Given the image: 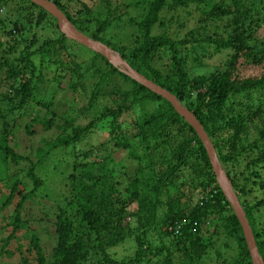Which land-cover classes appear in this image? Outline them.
I'll return each mask as SVG.
<instances>
[{"label": "trees", "instance_id": "trees-1", "mask_svg": "<svg viewBox=\"0 0 264 264\" xmlns=\"http://www.w3.org/2000/svg\"><path fill=\"white\" fill-rule=\"evenodd\" d=\"M50 1L80 32L111 47L195 115L264 261V197L248 199L264 189V73L241 77L237 70L240 62L264 64V39L256 35L264 23V0H192L202 6L203 17L182 37L171 35L167 28L172 21L161 13L188 0H130L124 6L100 0L94 8ZM221 20L227 22L222 25L225 35L217 23ZM112 27H130V32L115 38L107 35ZM154 27L163 30L153 33ZM77 44L41 6L0 0V76L8 86L0 94V181L6 179L8 189L0 212L17 198L0 256L16 255L4 250L22 231L29 247L21 264H253L239 221L193 127L169 101L99 53L88 48L89 62L80 59L85 68L77 64V51L71 50ZM160 50L168 55L163 71L151 63ZM226 50L220 66L205 67L206 59ZM84 69L97 81L88 97L82 96L87 101L79 112L103 107L83 125L50 108L61 102L58 93L78 92ZM127 111L135 117L125 125L120 118ZM18 120L24 122L22 130ZM38 124L57 132L27 152L17 135L35 136ZM130 125L132 131L126 129ZM98 127L107 132L102 148L77 151L83 135ZM118 150L135 162L121 176L115 170L122 165L114 158ZM58 154L65 157L61 163ZM157 164L163 167L156 170ZM127 240L133 241L132 254L111 257L108 250Z\"/></svg>", "mask_w": 264, "mask_h": 264}, {"label": "rangeland", "instance_id": "rangeland-1", "mask_svg": "<svg viewBox=\"0 0 264 264\" xmlns=\"http://www.w3.org/2000/svg\"><path fill=\"white\" fill-rule=\"evenodd\" d=\"M113 1H117V2L121 3L122 6H124V4L128 3L130 0H113ZM99 2H100V0H71L68 2V8L70 6H75L74 8H77L79 5L84 4V3L89 5L90 7L94 8V6H96V4ZM175 8L176 9H173V10H169L170 8H165L163 10V12L161 13V15L163 16L164 19L172 21L171 26L167 28L168 31L171 32V35L174 37L175 36L182 37V36L186 35L189 28L194 27L196 25L197 21H199L203 17V12L201 10L202 6H201V8H197L196 2H193L192 0H188L187 4L185 6L182 5V6H177ZM70 10H72V9L70 8ZM128 11L132 16L137 15V11L132 9V8L128 9ZM122 19H125V16H123ZM217 23L219 25H221L220 30L224 32V30L226 28H225V26L223 27L222 25H225L227 23L226 20H224V21L221 20L220 22H217ZM115 25L116 24H114V26ZM179 25H181V26L178 28ZM227 29H230V28L227 27ZM257 29L258 30L256 31V35L258 37L264 39V23L261 24V26L258 27ZM162 30H163L162 28L154 27L153 33H158V32H161ZM227 31H229V30H227ZM124 32H126L128 34L130 32V27L125 28V29H122L121 27H115V28L112 27L111 29L108 30L107 35L113 36L115 38H120V37H122ZM224 35H225V32H224ZM129 38L130 37H128V40H129ZM125 39H127V38H125ZM1 40H4V36H1ZM71 50L77 51L78 56L76 57V59L79 62H76V63L82 65L83 68H85L86 65H83V63L80 62V59H81V61L87 60L89 62L88 59L91 57L90 55H92V53L88 50V48H85L79 44H77V48H76V46H74ZM227 53H228V51L226 50V51L221 52L220 54H217L211 58L206 59L204 61L205 65H206L205 67L207 69L208 68L210 69V68H214L215 66H217V67L220 66L221 63L224 61ZM62 57L64 58L65 61H67L69 59L68 56L66 57V54L63 55ZM167 57H168V55H167L166 51L160 50L154 55L151 63L153 66H155L156 68L163 71L165 69L164 63H165V60L167 59ZM87 65H89V64H87ZM99 65H103V64H99ZM237 68H238L237 69L238 73L241 77H246V76L259 77L264 73V64L253 65V64H246V63L240 62L237 64ZM0 72H1V70H0ZM0 75H1V73H0ZM1 77L2 76H0V94L8 89L6 82H4ZM80 77L82 79V81H81L82 86H81V88L79 87L77 89L78 92H72L71 90H68L67 92L58 93L57 96H55V97H56V99H60L61 102L57 103L55 105H52L50 109L57 111L56 113H58V114H66L67 115V116H62V118L75 119L76 123H80V124L84 125V124L89 123L92 119H96V117L98 115H100V112L102 111L103 104L95 105L94 108L89 112L84 111V110L79 112L80 107L83 104H85V102L87 101L86 97H88L90 90L92 89V84L97 81L96 76H94L93 79L90 80L91 77L89 76V72L86 71V69L83 70V74L80 75ZM122 88H125V87H122ZM122 88L120 87V89H122ZM42 92H44V91H41V93ZM82 96H86V97H82ZM117 96H119V94ZM73 104H75V105H73ZM71 105H73L72 108H71ZM68 106H70V113L69 114L66 111ZM0 108H2V106ZM1 112L2 111H0V113ZM3 112H4V110H3ZM82 112H84V113H82ZM16 117H17V115H16ZM134 117H135V113L133 111H127L122 115V117L120 118V121H122L125 125H128V124H131L133 122ZM24 120L27 121L28 117ZM23 123L24 122H21L18 120V127L21 130H22ZM38 125L39 126L34 127V129L37 130V134H35V136H29L28 137L27 135H21V134L17 135L18 140L21 141L20 144L22 145V148L27 152H30L31 149H36L39 145H43L44 139H47L48 137H50L52 135L51 134L52 132L56 131V130H54V127L43 128V126H41V124H38ZM90 129L91 130L89 132H87V134L83 135V137L81 139V143L77 144V151L85 150L88 148L100 150V148H102V147H100L99 143H101V141L104 142L107 139V132H105V130H102L100 127H98L97 129L96 128H90ZM126 129L129 131H132L133 127H132V125H130V126L126 127ZM62 152L64 153V155H66L65 150H63ZM125 155H126V152L124 150H118L114 153L115 160L116 161L120 160L121 164H122L121 166L119 164L115 167L116 173L119 176L123 175V173H128L130 171V169L133 168L135 165V162H130L129 160H127L125 158ZM57 156H58V163H61L65 158L64 156H62V154H58ZM161 167H163V166H160L157 164L155 166V169L158 170ZM5 180L6 179L0 181V202L3 201L4 197L7 194L6 190H8L7 186H5V184L7 183V181L5 182ZM185 189L187 190L188 187H186ZM262 191L264 192V189H258L256 191H254V193L248 199L250 201H253L255 198L260 199V198L264 197V194ZM16 201H17V198L15 197L12 205L8 206L6 209H4L3 211L0 212V249H1V245L5 243L7 236H8V233L10 231L9 228L6 227L7 226V217L9 219L8 215L12 212V209L14 207V203ZM16 238L10 239L9 246L7 245V247L4 250V253H6L8 251H13L16 253V255H13V257H11V258L7 257V254L4 256L3 255L0 256V264H21V262H20L21 255L24 252V248L26 249V247H29L28 246L29 240H28V236L27 235L24 236L22 231L18 232ZM216 246L221 247L220 245H216ZM133 251H134V244H133V241H130V240H127L125 243L119 244L118 246L112 247L108 250L111 257H113L115 259H122L124 257H127L128 255L132 254ZM230 254H234V252H231ZM205 264H214V260H212V261L207 260Z\"/></svg>", "mask_w": 264, "mask_h": 264}, {"label": "water", "instance_id": "water-1", "mask_svg": "<svg viewBox=\"0 0 264 264\" xmlns=\"http://www.w3.org/2000/svg\"><path fill=\"white\" fill-rule=\"evenodd\" d=\"M33 3L41 6L44 10L49 12L57 20L60 31L71 40L78 42L79 44L91 49L92 51L99 53L103 56L110 64L117 67L122 73L135 80L139 84L143 85L152 92L161 95L164 99L169 101L174 109L193 127L198 137L202 141L206 152L211 163L212 171L215 175L216 181L224 193L227 201L230 203L239 224L242 228L244 238L247 243L248 251L250 253L253 264H264V261L258 251L253 236L252 228L248 222L244 209L231 185V182L224 171L214 146L208 137V134L204 130L203 126L195 115L188 110L183 104L177 99V97L168 91L167 89L156 84L154 81L148 79L136 69L130 66L125 59H123L117 52L111 49L108 45L95 40L84 33L80 32L65 16L52 1L50 0H30Z\"/></svg>", "mask_w": 264, "mask_h": 264}]
</instances>
